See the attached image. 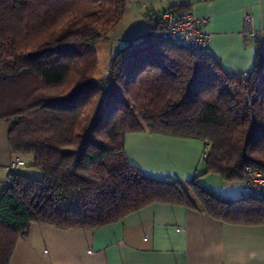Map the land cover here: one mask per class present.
Here are the masks:
<instances>
[{
	"label": "trees",
	"instance_id": "16d2710c",
	"mask_svg": "<svg viewBox=\"0 0 264 264\" xmlns=\"http://www.w3.org/2000/svg\"><path fill=\"white\" fill-rule=\"evenodd\" d=\"M124 8L125 0H0V121L12 154L31 156L39 173L15 167L2 185L0 264L32 223L95 228L155 202L264 225V195L223 196L198 178L242 183L246 165L264 173V54L250 71L229 73L209 52L163 37L159 13L145 12L147 30L96 79L97 45ZM145 130L205 142L203 171L180 181L128 163L125 135Z\"/></svg>",
	"mask_w": 264,
	"mask_h": 264
},
{
	"label": "crops",
	"instance_id": "0c3cea01",
	"mask_svg": "<svg viewBox=\"0 0 264 264\" xmlns=\"http://www.w3.org/2000/svg\"><path fill=\"white\" fill-rule=\"evenodd\" d=\"M164 7L187 8L206 18L209 53L229 73L250 71L257 52L264 54V0H125L121 19L99 43L106 45L109 61L117 48L147 30L145 12L159 13ZM243 10L252 15L253 39L243 38ZM205 151V142L197 138L148 130L125 135L127 162L155 178H191L203 171ZM13 157L7 125L0 121V190ZM198 178L223 196L244 194V182L214 173ZM8 264H264V225L228 224L183 205L155 202L95 228L32 223Z\"/></svg>",
	"mask_w": 264,
	"mask_h": 264
},
{
	"label": "built area",
	"instance_id": "2783aa9c",
	"mask_svg": "<svg viewBox=\"0 0 264 264\" xmlns=\"http://www.w3.org/2000/svg\"><path fill=\"white\" fill-rule=\"evenodd\" d=\"M163 21L164 29L161 35L175 40L190 52H209V34L205 30L206 18L194 16L191 12L176 13L170 7H164L159 12ZM251 13L248 10L242 12L243 38L253 39L256 34L251 28ZM109 82L104 83L106 91L109 89ZM249 95L245 96V102H249ZM24 164V160L14 156L9 164L13 169ZM248 174L244 181L243 193L250 195H264V173L249 165L245 166Z\"/></svg>",
	"mask_w": 264,
	"mask_h": 264
},
{
	"label": "rangeland",
	"instance_id": "374dc122",
	"mask_svg": "<svg viewBox=\"0 0 264 264\" xmlns=\"http://www.w3.org/2000/svg\"><path fill=\"white\" fill-rule=\"evenodd\" d=\"M107 55L108 54H107L106 45L99 44V46L97 47V69H96L94 78L100 79L107 74L108 63H109V59H108ZM24 161H25V164L21 165L16 170L24 172V173H29L32 175H39V173L37 171H35V169H32L30 167V163L32 161L31 156H25ZM27 171H29V172H27Z\"/></svg>",
	"mask_w": 264,
	"mask_h": 264
}]
</instances>
